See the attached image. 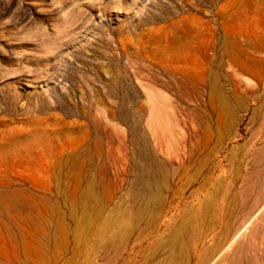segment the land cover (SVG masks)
Listing matches in <instances>:
<instances>
[{
	"label": "rangeland",
	"instance_id": "rangeland-1",
	"mask_svg": "<svg viewBox=\"0 0 264 264\" xmlns=\"http://www.w3.org/2000/svg\"><path fill=\"white\" fill-rule=\"evenodd\" d=\"M257 212L236 264H264V0H0V264H156L188 220L195 264Z\"/></svg>",
	"mask_w": 264,
	"mask_h": 264
},
{
	"label": "bare ground",
	"instance_id": "bare-ground-1",
	"mask_svg": "<svg viewBox=\"0 0 264 264\" xmlns=\"http://www.w3.org/2000/svg\"><path fill=\"white\" fill-rule=\"evenodd\" d=\"M149 167L153 170L152 172L145 166H141L142 169V177L139 181V187L135 190L133 193L134 199L137 200L140 203V207L138 208L137 214L133 218L134 220H138L141 215L148 209V206L156 201L158 197V190L159 186L157 184V180L155 179V174L157 172H162V167L157 162H149ZM87 207L86 205H83V210ZM123 213V212H122ZM259 212L255 214L252 220L245 223L243 227H241L240 231L237 232L230 241H227V239L224 240V244L219 246L212 254V256H208L210 258L205 259L200 255H195V264H211V260L215 255L216 252L220 249L225 253V251H228L231 248H237L239 245L242 246L244 243L238 242L239 236L242 231L247 229L249 225H251V228L257 225L258 220L256 219ZM197 218V217H196ZM105 219V218H104ZM256 219V222H253ZM131 221V223L133 222ZM189 223H184L186 225H181L179 227H174L169 235L163 239L161 243L158 245H155L154 249H158L160 246L166 247L167 250H164L163 255L165 256L162 260H159L156 264H186L188 263L187 257L189 255L190 251V243L194 240L198 239L196 238V235L191 232L192 228V222L188 220ZM194 221V216H193ZM187 222V221H186ZM195 222H197L195 220ZM107 223L110 226V230H114V232L111 233L110 239H109V247H118L120 244H123V242L126 240V238L130 234V224L129 221L124 219L120 215H113L112 217H109L107 220ZM197 224V223H196ZM197 228V227H196ZM193 229V228H192ZM190 231V232H189ZM252 231V230H251ZM243 234V233H242ZM245 237V236H244ZM245 240V239H244ZM240 241V240H239ZM242 244V245H241ZM223 260H226L229 262L228 264H236V259H231L228 254H223Z\"/></svg>",
	"mask_w": 264,
	"mask_h": 264
}]
</instances>
